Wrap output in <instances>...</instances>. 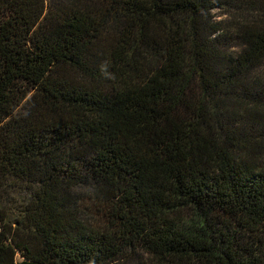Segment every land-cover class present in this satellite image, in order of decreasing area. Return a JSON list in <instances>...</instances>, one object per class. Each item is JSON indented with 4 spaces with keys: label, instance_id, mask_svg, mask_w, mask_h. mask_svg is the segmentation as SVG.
Here are the masks:
<instances>
[{
    "label": "trees",
    "instance_id": "trees-1",
    "mask_svg": "<svg viewBox=\"0 0 264 264\" xmlns=\"http://www.w3.org/2000/svg\"><path fill=\"white\" fill-rule=\"evenodd\" d=\"M138 257L264 264V0H0V264Z\"/></svg>",
    "mask_w": 264,
    "mask_h": 264
},
{
    "label": "rangeland",
    "instance_id": "rangeland-1",
    "mask_svg": "<svg viewBox=\"0 0 264 264\" xmlns=\"http://www.w3.org/2000/svg\"><path fill=\"white\" fill-rule=\"evenodd\" d=\"M222 13H223V12L220 11V10H214V11H213V15H214V17L216 18V20H219V19H222V17H225V16H222ZM225 22H226V23H222V27H221L222 29H224V28H226L227 26L230 25L229 20L226 19ZM226 40L228 41L229 44H232V43H233V40H228V39H226ZM10 224H11L12 226H14V225H13L12 218H10ZM142 261H143V258H142V257H138V258H136V259L130 261L128 264H141Z\"/></svg>",
    "mask_w": 264,
    "mask_h": 264
}]
</instances>
